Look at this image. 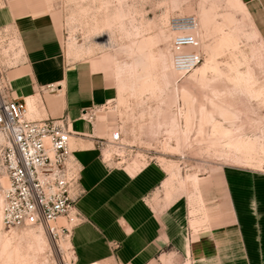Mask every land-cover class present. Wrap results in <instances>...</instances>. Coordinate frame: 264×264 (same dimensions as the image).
Here are the masks:
<instances>
[{"label":"rangeland","instance_id":"1","mask_svg":"<svg viewBox=\"0 0 264 264\" xmlns=\"http://www.w3.org/2000/svg\"><path fill=\"white\" fill-rule=\"evenodd\" d=\"M34 13L56 25L67 57L91 60L117 87L116 98L95 108L93 120L79 116L101 137L121 131L123 146L103 150L109 164L133 170L149 161L161 163L168 173L167 198L172 192L193 195L188 199L195 197L193 206L204 214L200 183L202 193L215 188L216 214L231 212V223L238 225L241 207L243 224L264 226L261 10L243 0H0V91H11L9 71L22 59L14 20ZM188 14L199 21L202 58L197 70L183 75L174 69L169 22ZM211 58L212 68L202 76ZM37 103L34 117L39 98ZM239 141L245 144L241 148ZM224 177L233 182L232 205L220 183ZM4 178L0 156V203ZM211 180L215 186L208 185ZM59 238L40 227L2 230L0 264H75L69 237L61 243Z\"/></svg>","mask_w":264,"mask_h":264},{"label":"crops","instance_id":"2","mask_svg":"<svg viewBox=\"0 0 264 264\" xmlns=\"http://www.w3.org/2000/svg\"><path fill=\"white\" fill-rule=\"evenodd\" d=\"M243 4L264 14V0ZM43 15L14 20L22 59L9 71L8 92L28 102L31 111L39 98L37 119H70L69 163L81 190L75 209L78 223H67L75 264H264V226L243 224L241 207L238 225L231 223V212L216 214L215 188L205 194L199 183L203 214L197 203L192 204L196 198L188 199L193 195L165 196L168 173L161 163L149 161L129 170L107 167L100 160L94 139L99 134L79 116L112 102L117 87L104 70L94 69L91 60L67 57L56 25ZM47 85L56 88L49 91ZM220 183L227 187L232 205L233 182L224 177ZM192 219L201 225H192ZM60 223L66 224L65 218Z\"/></svg>","mask_w":264,"mask_h":264},{"label":"built area","instance_id":"3","mask_svg":"<svg viewBox=\"0 0 264 264\" xmlns=\"http://www.w3.org/2000/svg\"><path fill=\"white\" fill-rule=\"evenodd\" d=\"M197 26L198 19L192 14L172 16L169 22L170 29L176 32L171 46L175 68L183 75L191 72L202 58ZM55 88L46 86L49 91ZM26 110L24 99L0 91V156L9 179L2 192L0 228L42 226L53 239L61 234L69 236L66 226L51 225L60 217L72 225L79 220L75 209L81 190L78 174L69 163L72 131L68 117L27 118ZM83 115L93 120L95 108L85 110ZM94 139L100 160L110 167L103 150L123 146L121 131L115 129L108 138ZM113 154L118 155L116 151Z\"/></svg>","mask_w":264,"mask_h":264},{"label":"bare ground","instance_id":"4","mask_svg":"<svg viewBox=\"0 0 264 264\" xmlns=\"http://www.w3.org/2000/svg\"><path fill=\"white\" fill-rule=\"evenodd\" d=\"M198 36H199V21H198ZM175 35H176V32L175 31H173V30H171ZM199 38H200V36H199ZM200 40H201V38H200ZM200 45V44H199ZM174 53V52H173ZM174 59H175V56H174ZM175 62V61H174ZM213 62V60H212V58L209 60V62L207 63V64H205V65H203V68H202V70L200 71V73L202 74V76H206L207 75V73H208V71H209V69L210 68H212L210 65H211V63ZM201 63V62H200ZM199 63V64H200ZM198 64V65H199ZM196 66L193 70L195 71V70H197L199 67H200V65L199 66ZM174 69H175V71L177 72V73H179V74H182V72H179V70H176V68H175V63H174ZM192 70V71H193ZM242 77V76H241ZM26 117L27 118H35L34 117V115H33V113H32V111L30 110V108H29V106H28V102H27V110H26ZM37 119V118H36ZM203 123L205 124V118H203ZM202 123V124H203ZM221 130L222 129H220V128H218V127H215V132L217 131V132H221ZM222 133H224V132H222ZM1 137V136H0ZM2 138V137H1ZM2 140H3V138H2ZM122 141H123V139H122ZM69 144L71 145V142L69 141ZM249 144V143H248ZM245 144L243 143V142H240L239 141V143L237 144V146L238 147H242V146H244ZM112 148H114L113 146H111ZM116 148V147H115ZM120 151V150H119ZM122 152L123 151H120V154H122ZM107 155H108V157H109V154L107 153ZM109 162H110V160H109ZM5 173V172H4ZM6 174V173H5ZM2 185H3V187L4 188H7V186L9 185V179L8 178H4L3 180H2ZM3 192V191H2ZM2 201H3V198H2V200H1V203H0V207H1V204H2ZM62 218H65V217H60V218H58L57 219V221L55 222V223H53V224H51V225H53V226H55V227H60V226H64V225H62L61 223H60V221H61V219ZM66 219V218H65ZM36 227H40V228H42V229H44L45 230V228L44 227H42V226H36ZM2 230H4V229H2V228H0V231H2ZM10 230H13V229H10ZM45 232H46V230H45ZM47 233V232H46ZM48 235V234H47ZM63 237H69V236H60V238H59V242L61 243V240L63 239ZM57 241V242H58ZM58 242V243H59ZM62 247L63 248H65V245L63 244L62 245ZM70 264H72V263H70Z\"/></svg>","mask_w":264,"mask_h":264}]
</instances>
